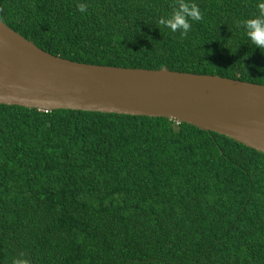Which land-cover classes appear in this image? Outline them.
<instances>
[{"label":"trees","instance_id":"16d2710c","mask_svg":"<svg viewBox=\"0 0 264 264\" xmlns=\"http://www.w3.org/2000/svg\"><path fill=\"white\" fill-rule=\"evenodd\" d=\"M0 0V19L74 61L264 84L243 20L259 0ZM85 5V12L77 9ZM264 264V153L167 117L0 103V264Z\"/></svg>","mask_w":264,"mask_h":264},{"label":"water","instance_id":"95a60500","mask_svg":"<svg viewBox=\"0 0 264 264\" xmlns=\"http://www.w3.org/2000/svg\"><path fill=\"white\" fill-rule=\"evenodd\" d=\"M0 103L167 117L264 153V84L54 55L0 19Z\"/></svg>","mask_w":264,"mask_h":264},{"label":"clouds","instance_id":"9594fccd","mask_svg":"<svg viewBox=\"0 0 264 264\" xmlns=\"http://www.w3.org/2000/svg\"><path fill=\"white\" fill-rule=\"evenodd\" d=\"M258 15L243 20L246 29V36L256 45L264 50V0H259L257 4ZM78 11L85 12L84 4L77 5ZM202 14L195 3H186L184 0H177L173 11L168 18H160L158 23L176 33L179 31L181 36L187 35L191 29L190 21H200ZM12 264H28V261L22 257L15 258Z\"/></svg>","mask_w":264,"mask_h":264}]
</instances>
